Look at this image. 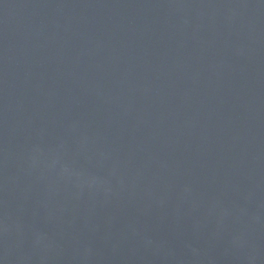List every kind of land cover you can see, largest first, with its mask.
Segmentation results:
<instances>
[{
    "label": "water",
    "instance_id": "obj_1",
    "mask_svg": "<svg viewBox=\"0 0 264 264\" xmlns=\"http://www.w3.org/2000/svg\"><path fill=\"white\" fill-rule=\"evenodd\" d=\"M0 264H264V0H0Z\"/></svg>",
    "mask_w": 264,
    "mask_h": 264
}]
</instances>
